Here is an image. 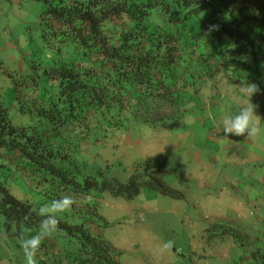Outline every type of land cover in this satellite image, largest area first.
Masks as SVG:
<instances>
[{
	"label": "trees",
	"instance_id": "trees-1",
	"mask_svg": "<svg viewBox=\"0 0 264 264\" xmlns=\"http://www.w3.org/2000/svg\"><path fill=\"white\" fill-rule=\"evenodd\" d=\"M43 22L55 45L53 63L34 72L33 83L17 86L7 75L27 123H13L0 95V214L21 242L39 232L42 206L70 196L75 203L55 213L57 230L42 240L36 264H122L104 237L95 193L132 200L146 188L183 196L169 190L159 170H137L126 184L106 176L105 151L109 157L135 127L160 131L199 109L203 115L225 87L262 83L264 0H71L52 4ZM18 176L38 202L14 194ZM55 236L68 243L57 245ZM252 255L264 261V254Z\"/></svg>",
	"mask_w": 264,
	"mask_h": 264
},
{
	"label": "rangeland",
	"instance_id": "rangeland-1",
	"mask_svg": "<svg viewBox=\"0 0 264 264\" xmlns=\"http://www.w3.org/2000/svg\"><path fill=\"white\" fill-rule=\"evenodd\" d=\"M69 1L0 0V95L11 120L17 125L25 124L27 120L21 118L19 93L15 86L21 81L27 82L25 80L33 83L31 75L34 72L44 73L54 60L55 45L52 40L46 41L47 25L43 18L52 4ZM10 74H14L16 85L10 84L11 78L7 76ZM44 85L46 83L41 84ZM261 85L259 82L254 86ZM53 90L56 93L55 87ZM250 104L257 106L256 102L251 101ZM256 114L264 118V113ZM197 115L201 116L199 112ZM213 116H216L215 110L206 112L204 126L196 123L195 126L181 125L182 122L178 129L170 131L169 139L165 132L155 130L151 125L135 127L129 137L119 140V147L109 157L108 151H105L106 176L126 184L137 170H159L164 173L162 179L169 190L184 196L175 199L146 188L132 200L114 197L108 192L95 193L102 203L100 213L106 224L104 237L120 251L122 264H251L247 247L239 253L229 246L231 238L244 241L245 236L241 233V237L235 236L228 229L230 226L219 220L225 215L211 214L201 200L192 197V193L200 191L198 180L193 176L194 164H198L195 160L197 147L202 152H208L207 159L209 151L215 154L211 158V161L214 159L211 167L215 168L217 177L205 179L208 182L207 192L230 190L231 184L224 168L215 159L220 153L214 150L215 145L209 139ZM156 124L170 126L166 121ZM109 143L116 144L118 141L111 139ZM172 144L176 149L169 151L167 147ZM95 152L92 149L89 151V159ZM181 171L190 183L193 182L194 189L191 190V186H187L189 182L187 184L185 179H181ZM30 186L25 177L18 176L13 192L20 199L38 202L41 196L34 193ZM255 216L252 215L251 219L254 220ZM223 234L225 238H231L217 239ZM55 241L61 247L68 243L56 236ZM258 263L264 264V261ZM0 264H26L17 233L15 229L6 228L1 214Z\"/></svg>",
	"mask_w": 264,
	"mask_h": 264
},
{
	"label": "crops",
	"instance_id": "crops-1",
	"mask_svg": "<svg viewBox=\"0 0 264 264\" xmlns=\"http://www.w3.org/2000/svg\"><path fill=\"white\" fill-rule=\"evenodd\" d=\"M236 85L238 86L237 83ZM250 85H252L251 80L238 86L236 91L230 92L225 87L221 99L214 101L209 99L206 106L203 107V115L199 116L196 113L194 116L187 117L181 125L195 126L196 123L198 126H204L206 122L203 116L206 112L216 111V116L211 118L212 128L209 131V139L215 145L214 150L216 149L220 153L215 159L217 163H220L219 166L224 168L228 183L231 184L230 190L220 189V191L207 192L208 182L206 180L217 177L215 168L211 167V164H214V159L211 161V158L215 154L209 151L210 156L207 159L208 152L205 150L202 152L197 147L195 160L198 164H194L193 176L198 180L200 191L192 193V197L201 200L205 209L211 214L225 215L219 220L245 236L244 241H236L230 236L225 238V234L217 239L225 238L224 240H226L230 237L229 246L234 247L239 253L247 247V252L250 254L248 259H251V264H257L258 261L252 253L264 254V136L253 140L235 136L225 138L217 123L221 118L233 115L241 105L250 104L251 101L257 104V106L253 105L256 113L259 115L264 113V86H262L264 81L261 86H255L259 90L253 96L246 95L244 91ZM197 112L200 113L201 110L199 109ZM259 120L264 124V118H259ZM178 127L180 126L165 127L160 131L165 132L169 139L170 131H174ZM175 147V144H172L167 149L173 151L176 149ZM186 182L187 184L189 182L187 186H191V190L195 188L188 177ZM252 215H256L254 220L251 219Z\"/></svg>",
	"mask_w": 264,
	"mask_h": 264
},
{
	"label": "clouds",
	"instance_id": "clouds-1",
	"mask_svg": "<svg viewBox=\"0 0 264 264\" xmlns=\"http://www.w3.org/2000/svg\"><path fill=\"white\" fill-rule=\"evenodd\" d=\"M245 94L253 96L257 88L250 85L245 90ZM225 138L235 136L244 137L246 140H253L264 136V124H262L256 114L255 106L243 104L233 115L221 118L218 122ZM75 201L70 196H62L51 201L50 206H42L39 213L42 216L40 230L37 234L25 238L21 241L26 264H36L37 253L43 239L50 236L57 230V217L55 213H64L72 209Z\"/></svg>",
	"mask_w": 264,
	"mask_h": 264
}]
</instances>
